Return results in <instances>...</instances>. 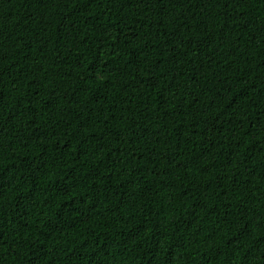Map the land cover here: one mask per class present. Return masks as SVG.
<instances>
[{
    "label": "trees",
    "instance_id": "1",
    "mask_svg": "<svg viewBox=\"0 0 264 264\" xmlns=\"http://www.w3.org/2000/svg\"><path fill=\"white\" fill-rule=\"evenodd\" d=\"M0 264H264V0H0Z\"/></svg>",
    "mask_w": 264,
    "mask_h": 264
}]
</instances>
